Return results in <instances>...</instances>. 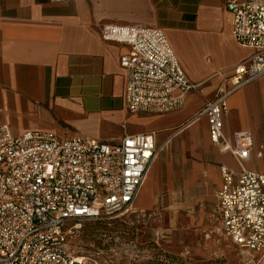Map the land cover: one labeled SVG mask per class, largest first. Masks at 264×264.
Segmentation results:
<instances>
[{
    "label": "built area",
    "instance_id": "2783aa9c",
    "mask_svg": "<svg viewBox=\"0 0 264 264\" xmlns=\"http://www.w3.org/2000/svg\"><path fill=\"white\" fill-rule=\"evenodd\" d=\"M227 9L235 41L253 53L190 123L206 117L211 142L240 167L220 168L223 234L237 248L264 255V172L247 168L254 136L246 130L229 138L224 130L230 96L264 76V0H227ZM102 37L129 47L121 65L128 72L126 104L132 113L179 111L201 86L188 79L162 29L109 24ZM160 152L155 133L109 144L43 130L15 134L0 123V264H99L70 252L69 224L79 230L77 222L135 210Z\"/></svg>",
    "mask_w": 264,
    "mask_h": 264
},
{
    "label": "crops",
    "instance_id": "0c3cea01",
    "mask_svg": "<svg viewBox=\"0 0 264 264\" xmlns=\"http://www.w3.org/2000/svg\"><path fill=\"white\" fill-rule=\"evenodd\" d=\"M109 24L167 34L188 79L201 84L182 109L162 116L128 109L121 59L129 47L103 39ZM232 31L227 0H0V123L15 134L43 130L109 144L155 133L159 146L173 131H190L193 139L202 136L212 156L196 170L198 199L217 198L221 166L240 167L211 145L206 117L190 122L253 53ZM229 109L226 136L251 131L255 147L247 168L264 172V76L232 94Z\"/></svg>",
    "mask_w": 264,
    "mask_h": 264
},
{
    "label": "rangeland",
    "instance_id": "374dc122",
    "mask_svg": "<svg viewBox=\"0 0 264 264\" xmlns=\"http://www.w3.org/2000/svg\"><path fill=\"white\" fill-rule=\"evenodd\" d=\"M159 146L136 209L77 222L79 230L70 223V252L99 264H264V255L237 248L223 234L214 195L198 199L196 170L212 158L202 136L173 131Z\"/></svg>",
    "mask_w": 264,
    "mask_h": 264
},
{
    "label": "trees",
    "instance_id": "16d2710c",
    "mask_svg": "<svg viewBox=\"0 0 264 264\" xmlns=\"http://www.w3.org/2000/svg\"><path fill=\"white\" fill-rule=\"evenodd\" d=\"M99 222H101V221H99Z\"/></svg>",
    "mask_w": 264,
    "mask_h": 264
}]
</instances>
